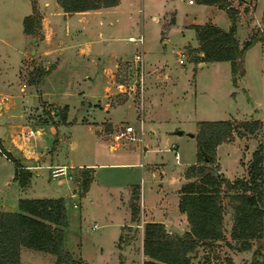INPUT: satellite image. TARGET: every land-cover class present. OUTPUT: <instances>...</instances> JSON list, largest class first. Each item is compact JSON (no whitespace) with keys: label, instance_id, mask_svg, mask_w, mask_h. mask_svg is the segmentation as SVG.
<instances>
[{"label":"rangeland","instance_id":"obj_1","mask_svg":"<svg viewBox=\"0 0 264 264\" xmlns=\"http://www.w3.org/2000/svg\"><path fill=\"white\" fill-rule=\"evenodd\" d=\"M227 2L234 9H238L235 6L239 5L242 11L239 19L247 26L251 25L249 33L246 27L239 25L235 36L242 41L247 34L249 36L247 39L252 36L262 39L264 29L261 22H252L255 0ZM256 2V13L264 16V0ZM159 3L160 0H144L142 9H136L137 6L129 15L115 13L105 16L92 13L70 14L71 12H64L56 0H0V131L5 145L15 157L25 153H36L45 163L75 164L86 157L97 161L136 162L141 155L139 146L137 152L131 153L128 158V150L123 154L116 152V149L110 151L104 139L121 140L114 139L113 135L128 123V111L139 117L150 104L156 112L160 106L171 105L167 96L171 90L168 85L174 82L186 90V104L192 107L196 102L197 107L202 109L197 110L199 115L218 116V113L209 112L222 106L230 112L227 116L229 117L235 112H244L247 104H253L252 109L257 108V114H264V41L256 40L244 51L242 62L244 73L238 76L237 66L234 81L230 79L229 69L221 67L210 69L209 64L195 68L197 56L188 46L195 40L194 32L187 24L203 21L210 12L207 13L206 7L203 9L198 2L188 4L187 0H175L174 23L170 24L166 22L171 16L164 18ZM30 14L33 30L31 33H25L22 20ZM100 17L113 21L111 25L103 23L102 35L93 30V20L97 22ZM215 17L222 26L228 23V15L224 9L217 11ZM81 20L87 22L80 25ZM139 34L140 42L128 39L129 36ZM32 38L36 49L33 54L26 44V41ZM181 52H184L185 56L184 61L179 63L177 59ZM135 53H140V60L135 58ZM236 78L240 82H236ZM255 101L259 105H254ZM167 111L170 112L171 108L165 110ZM250 112L248 110V114ZM63 115L65 118H62ZM257 121L259 128L254 132L244 131L242 135H238L234 131L228 140L234 136L245 138L242 149L247 148L250 138L256 139L253 150L259 143L264 145V121L263 125ZM29 128L33 133L27 135L26 131ZM153 129L157 130L156 124L144 127L143 143L150 148L148 156L164 162L163 176L177 177L175 169L180 167V164L196 159L195 136L186 135L187 131H184L183 134H178L179 137L159 141L150 133ZM237 130L242 132L241 127ZM14 140L17 145L14 144ZM123 140L128 139L121 141ZM171 141L177 146L181 163L174 161L172 151L164 150L171 145ZM124 154L126 156H123ZM242 159L243 153L240 157V160ZM214 162L220 171L218 161ZM220 164L229 176L241 172V164L237 162L236 156L221 157ZM106 166L99 165L95 169L97 179L99 176L101 180L106 178L109 180L110 175L107 173L109 168H104ZM14 168L12 161L0 157V197H12L14 202L16 196L50 194V189L45 185L42 187L39 185L41 188L38 189L39 182L36 184L38 187L31 191L17 189L13 178ZM208 168L210 169V166H205L203 170L208 171ZM69 169L66 165L67 178L58 186L56 179L48 177L49 166H43L38 170L41 173L39 176L41 181L44 180V184L49 187L54 184L61 188L57 194H61L65 200L68 231L65 242L63 237L64 249L72 257L80 258L81 242L85 255L93 264L118 262L122 264L121 256L118 258L116 256L119 225L114 222L119 216L113 201L108 195L99 193L93 203L92 212L94 215L97 214L95 219L82 221L80 228V210L72 205L76 198L72 199L69 193L72 189H76L78 195L83 192L81 186L83 168L72 171ZM127 169L135 176V181L140 183V169L136 166ZM262 173L264 208V159ZM155 183L156 180L149 174L143 175L145 199L149 204L154 202L155 194L151 195L150 192L155 188ZM172 183L167 187V196L173 194L175 185ZM93 192L94 190H91V193ZM162 194L164 192H161L160 196ZM228 199L229 197H223L224 205ZM14 209H17V205ZM88 214L90 215V211ZM94 220L99 226L90 230L87 225ZM230 226V215L224 211L222 222L224 237L199 244L190 254L192 263L228 264L227 259H230L235 264H248L254 259L255 264H264V247L259 254L253 255L258 245L257 239L250 240V248L247 250L233 248L236 241L229 235ZM135 232L136 228L133 226L124 227V241L132 239ZM132 249H136L134 244ZM46 257L42 264H54V255L50 253ZM33 261L35 262V258Z\"/></svg>","mask_w":264,"mask_h":264},{"label":"trees","instance_id":"obj_2","mask_svg":"<svg viewBox=\"0 0 264 264\" xmlns=\"http://www.w3.org/2000/svg\"><path fill=\"white\" fill-rule=\"evenodd\" d=\"M119 0H56L64 12L82 11L99 7L113 6ZM200 3H216L223 8L230 20L227 30L205 22L192 25L195 29L202 60H228L231 64L232 81L237 70V62L244 51L258 37H250L241 45L234 37L236 9L227 0H197ZM31 18V19H30ZM31 14L22 20L25 33L33 30ZM65 118V115L62 116ZM241 127L242 132L237 130ZM259 128L257 120L230 119L201 120L198 122L196 138V163L184 170L186 179L178 189V208L185 213L189 229L179 234L168 233L161 222L143 223L142 252L150 259L142 264H193L190 252L207 240L221 239L224 211L230 215L229 235L236 241L233 248L247 250L250 240L257 239L258 245L253 255L264 247V208L262 160L264 145L259 143L252 151L247 165L246 177L229 179L217 170L215 147L228 140L232 133L242 135ZM0 154L14 163L13 178L24 185L31 173L12 157L0 143ZM205 166H210L204 171ZM82 191H85L90 173L83 169ZM224 188V189H222ZM226 189V191H224ZM223 197H229L224 205ZM137 190H132L130 210L132 219L137 213ZM67 224L66 209L62 197H20L15 211L0 210V264H29L20 261L21 245L34 250L49 252L55 256L54 264H86L74 258L64 249V227ZM228 264H235L230 259ZM248 264H255L254 259Z\"/></svg>","mask_w":264,"mask_h":264},{"label":"crops","instance_id":"obj_3","mask_svg":"<svg viewBox=\"0 0 264 264\" xmlns=\"http://www.w3.org/2000/svg\"><path fill=\"white\" fill-rule=\"evenodd\" d=\"M144 0H119L118 3L116 5L113 6H107V7H99V8H95V9H88V10H82V11H73L70 14H88V13H92V14H98V15H107V14H112L114 15L116 13L117 14H123L124 13H128L131 14L137 6L136 9L140 10L142 9V3ZM231 1V0H228ZM257 0H255V7L254 9H252V16H253V21L252 22H261L262 28L264 29V16H261V14L256 13V5H257ZM175 0H160L159 3V7L162 10V15L164 16V18L166 19L167 16H171L166 23H170L173 24L174 23V3ZM188 4H194L195 2H197V0H193L191 2H189L187 0ZM202 8L204 9V6L206 7V12L210 14H208L206 16V18L203 21H198V22H189L187 24V27H191L193 29L194 32V38L195 40L193 41V44H188V46H190V48H192V50L194 51V54L197 56V60L195 61V68L199 67V66H204L206 64L210 65V69L214 68V67H221L223 69H229L230 71V79L232 80V73H231V64L230 61L228 60H201L200 57L203 55L202 51L199 49V42L196 38V34H195V29L192 27V25H196V24H203L205 22H210L214 25H216L217 27L226 30L228 29L229 25H230V20L228 18V23L225 26H222L219 24V22L216 20V12L217 11H222L223 9L221 7H219L216 3H200L198 2ZM238 9H236V14H235V30H234V36L236 34V30L238 29V26H244L248 29V33L250 31V26H247V24L245 22H243L242 20L239 19V15L242 13V11L240 10V6H235ZM118 17V16H117ZM152 18H155V16H152ZM93 20V19H92ZM82 21V20H81ZM111 21V23H110ZM110 21L106 18H99L96 21L93 20V30L96 32H99L100 35L101 34V26H103V23L106 22L107 25H111L112 24V19H110ZM85 22H87L86 20L82 21L80 23L81 24H85ZM91 22V20H90ZM92 23V22H91ZM262 29V30H263ZM264 31V30H263ZM98 33V34H99ZM248 36V34H247ZM245 37V40L249 37ZM262 36V39H257V41H264V33ZM259 38V37H258ZM235 39L238 41L239 45H241V43L244 41L240 40L239 38H237V36H235ZM165 40H162V42H164ZM253 45V44H252ZM251 45V46H252ZM249 48V47H248ZM247 48V49H248ZM246 49V50H247ZM245 50V51H246ZM245 53V52H244ZM244 53L243 56L241 58V67H238V76L242 75L244 73V69H243V58H244ZM188 56V55H187ZM178 60V59H177ZM184 61V59H183ZM180 63V62H179ZM192 63V62H191ZM201 64V65H199ZM212 67V68H211ZM166 76V75H165ZM169 80V78H168ZM176 80V79H175ZM230 82V80H228ZM235 81L240 82L238 78L235 79ZM235 82V83H236ZM169 89V93L167 94L168 98H169V103L171 105L168 106H160L159 109L156 111H154L153 106L150 104L148 105V108L145 110L144 112H141L140 116H136V115H132L130 114L131 112L128 111V123L126 124H132L133 126V131L131 133V135L133 136V138L128 139V140H123V141H114V140H108V139H104L106 144H107V148L110 151H114L115 149L117 150L116 152H121L123 154V152H126L125 150H128L127 152V157L130 158L131 153H136V149L140 148V159L142 160H138V161H134V162H129V160H93L94 158H89L86 157L83 161H79L76 162L75 164L70 163V162H62V163H45L44 159L40 160V157L38 154L36 153H25L22 156L19 157H15L11 151L10 148L7 147L5 145L4 142V138L1 135V131H0V143L1 145L7 149L10 154L12 156H14V158L18 161V163H20L24 168H26L27 170L30 171L31 175L28 178L27 182L24 185H20L17 180L15 179L14 182L17 184V189L19 188L20 191L23 190H33L34 188L38 187L39 185L42 187L43 185H45L47 188L50 189V194H48V196H46V194H44V196H33V197H62L63 196L61 194H57L59 193L60 189L58 186V184L64 182L67 177L66 176H57V177H52L50 175V168H49V178L51 179H56L57 181V185L55 186L54 184H52V187H49L48 185L44 184V180L41 181L40 179V174L38 172L39 169L43 168V166H50V165H67L70 169L69 170H75L76 168H83V169H87L90 172V180L88 183V186L86 188L85 191H83L80 195H78L77 190L76 189H72V191L69 193L70 197L73 199H75L72 202V205L75 208H78L79 211V227L81 228L82 225V221H89V220H93L95 219V216L93 214V203L94 201H96L97 199V195L99 196V193L104 194V195H108L109 198H111V200L114 203V208L115 211H118V216L119 219L117 221H115L114 223L119 225V229H118V236H117V243L118 248H117V252H116V256L117 258L119 257V255L121 256L122 259V264H142L143 260L146 259H150V257L148 255L143 254L142 252V240H143V223L147 222V221H155V222H161L164 224V228L168 233L171 234H179L181 235L182 233H184L185 231H187L189 229V225L188 222L186 220V216L184 212H181L178 208V198H179V193H178V189L180 187V185L182 184V182H184L186 179L184 178V170L185 168L193 163H196L197 161V156L196 159L192 162L186 161L185 163L180 164V167H178L177 169H175L176 175L177 177H165L164 175V171H163V166H164V162H162L161 160H156V157H150L148 156V150H150V148H147L146 143H143V135H144V127L145 125H149V124H156L157 130L155 131V129L150 130V133H152L155 138L159 141H166L167 139H174L173 137H179L178 133L176 132L177 128H181L182 129V133H184V131H191L192 135L190 136H195L196 133V129L198 126V121L201 120H219V119H226L224 117H227L228 115H230V112L227 111V109L225 110L222 106L220 108H217L215 111L212 109V112L209 113H218V116H203V114L198 113L197 110H202L199 109V107H197L198 105L195 103L192 104V107H190V104H186L185 101V91L182 87H179L177 85V82H174V84H169L168 85ZM228 88V87H227ZM223 90V89H222ZM225 91V90H223ZM228 91V95H230L231 93H229V88L227 89ZM159 93V92H158ZM254 105H259V103L257 101H255ZM171 108L170 112H165L166 109ZM223 108V109H222ZM253 108V104H247L244 107V112L238 113L235 112L234 115H231L229 117H227V119L233 120H259L260 122H262L263 125V121H264V114L262 113L257 114V108ZM173 110V111H172ZM248 110H250V114H248ZM182 112V113H181ZM131 120H133L132 122H130ZM158 123V125H157ZM162 127V128H161ZM51 130H54L52 128H50ZM179 134V135H181ZM186 135H188L187 133H185ZM196 139V138H195ZM171 145L169 147H166L164 150L165 151H172L173 152V157H174V161L176 163H181L179 160V153L177 150V146L176 144H174V141H171ZM174 142V143H173ZM140 143V145L138 144ZM245 143V138L243 137H237L234 136L232 139L227 140V141H222L220 143H218L215 147V156H216V161H218L219 163V168L220 171L223 176L232 179L235 176L236 177H244L246 176V167L248 162L250 161L251 158V152L255 146L256 143V139L254 138H250L247 142V148L246 149H242L243 145ZM14 144L17 145L16 140H14ZM196 149V148H195ZM177 153V156L175 157L174 153ZM242 153L244 154V159L240 160V157H242ZM221 154V155H220ZM230 156L231 158H233L234 156H236L237 158V162L239 163L240 167H241V172L239 174H233L232 176H229L224 169L222 168L221 164H220V158L221 157H227ZM123 156H126L125 154ZM0 157L6 158L3 154H0ZM8 159V158H6ZM147 159V160H146ZM149 159V160H148ZM264 159V158H263ZM9 160V159H8ZM11 161V160H10ZM240 161H242L240 163ZM243 161L245 163H243ZM262 164H263V160H262ZM101 165L106 167L104 168H109L107 169V173L110 175V178H108L109 180H101L98 176V179L95 175V169ZM116 165V166H115ZM138 167L140 169L141 172V178H140V183H137L135 181V176L132 175V173L127 169L128 167ZM119 168V170H115ZM243 173V174H242ZM150 175L153 179L156 180L155 188L153 189V191H151V195L155 194L154 198V202L152 204L147 203L146 199H145V194H144V188H143V175ZM48 178V179H49ZM71 179V178H68ZM37 180V181H36ZM37 182H39L38 186H36ZM174 182V189L172 191V193L170 196H167V187L171 186ZM38 187V189H40L41 187ZM136 189L137 190V201H136V206H137V213L134 219H132L131 216V210H130V201H131V195H132V190ZM91 190L94 192L91 193ZM36 191V190H35ZM164 192V194H162L160 196V193ZM22 196H16L14 199L15 201L13 202V198L12 197H0V210L2 211H15L16 209H14L15 205H17V199L20 198ZM26 197V196H24ZM29 197V196H28ZM99 198V197H98ZM64 199V198H63ZM64 204H65V200H64ZM84 204V205H83ZM92 207V209H91ZM90 211V215L88 214V212ZM101 214L103 215V211L101 212ZM122 216V218H121ZM108 217H106L107 219ZM139 219V220H138ZM97 221H91L89 223V225H87L89 227L90 230H94L96 229L99 225L96 223ZM108 222H103V224H106ZM101 224V223H100ZM68 225V223L66 224V226ZM64 227V242L66 239V232L68 230L67 227ZM133 226L136 228V232L135 235L132 239H128L126 241H124V237H123V229L124 227H130ZM134 244L135 246V250L132 249V245ZM198 246H196L197 248ZM79 256L80 258H82V260L84 262H86L87 264H93L89 258L85 255L84 250H83V245L81 244V242L79 243ZM202 252V251H199ZM197 252V253H199ZM19 253V259L20 261L24 262V263H29V264H42V261L44 259H47V255L50 254L49 252H43L40 250H34L31 248H28L26 246L21 245L19 247L18 250ZM48 253V254H47ZM44 254H47L44 256ZM191 254V252H190ZM53 255V254H52ZM234 255V254H233ZM33 258H35V262L33 261ZM197 258V257H196ZM32 259V260H30ZM192 259V258H191ZM193 260V259H192ZM95 264V263H94ZM119 264V262H118Z\"/></svg>","mask_w":264,"mask_h":264},{"label":"built area","instance_id":"obj_4","mask_svg":"<svg viewBox=\"0 0 264 264\" xmlns=\"http://www.w3.org/2000/svg\"><path fill=\"white\" fill-rule=\"evenodd\" d=\"M189 2L193 1V0H188ZM129 40H134V41H138L140 42L141 41V35H137V36H129L128 37ZM180 56L178 57V62H183V59H184V52H181L179 54ZM135 58L140 60L141 58V55L140 53H135L134 54ZM142 74V72H141ZM139 76L140 80L142 79V76ZM133 131V126L132 124H125L123 126V128H119L113 135L114 139H131L133 138V136L131 135ZM27 135H30L33 133V130L31 128H29L27 131H26ZM175 157L177 156V153L175 152L174 153ZM50 168V175L52 177H57V176H66L67 175V172H66V165H50L49 166ZM70 177V175L68 176Z\"/></svg>","mask_w":264,"mask_h":264},{"label":"water","instance_id":"obj_5","mask_svg":"<svg viewBox=\"0 0 264 264\" xmlns=\"http://www.w3.org/2000/svg\"><path fill=\"white\" fill-rule=\"evenodd\" d=\"M33 41H34V38H32V39H28V40L26 41V44H27V46H28L29 51H30L31 54H33V53L36 52L35 46L33 45ZM202 54H203V53H202ZM237 66H238L239 68L241 67V59L237 62ZM176 132H177L178 134H181L183 131H182V129H177ZM185 133H187L188 135H192V133L189 132V131H187V132H185Z\"/></svg>","mask_w":264,"mask_h":264}]
</instances>
